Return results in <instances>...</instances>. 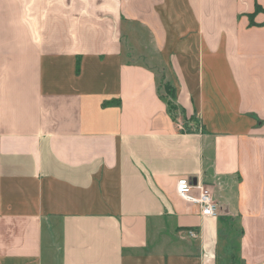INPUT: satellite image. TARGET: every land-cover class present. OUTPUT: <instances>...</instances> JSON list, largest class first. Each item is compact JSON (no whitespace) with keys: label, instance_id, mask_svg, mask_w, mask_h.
Returning a JSON list of instances; mask_svg holds the SVG:
<instances>
[{"label":"crops","instance_id":"crops-1","mask_svg":"<svg viewBox=\"0 0 264 264\" xmlns=\"http://www.w3.org/2000/svg\"><path fill=\"white\" fill-rule=\"evenodd\" d=\"M0 264H264V0H0Z\"/></svg>","mask_w":264,"mask_h":264},{"label":"built area","instance_id":"built-area-1","mask_svg":"<svg viewBox=\"0 0 264 264\" xmlns=\"http://www.w3.org/2000/svg\"><path fill=\"white\" fill-rule=\"evenodd\" d=\"M176 194L186 203L196 206L204 217L216 215L217 204L209 190L199 182H193L191 178H179L175 185ZM192 238L197 236L194 230H188Z\"/></svg>","mask_w":264,"mask_h":264},{"label":"trees","instance_id":"trees-1","mask_svg":"<svg viewBox=\"0 0 264 264\" xmlns=\"http://www.w3.org/2000/svg\"><path fill=\"white\" fill-rule=\"evenodd\" d=\"M75 72L78 73L79 72V66H78V62L76 63V69ZM168 89L170 91V98L166 101L167 102V106H168V112L170 113L171 117L173 120L177 121V116L176 113H178L176 110L180 111L181 114H183V112L178 108V106L174 103V98H175V91L171 86H168Z\"/></svg>","mask_w":264,"mask_h":264},{"label":"rangeland","instance_id":"rangeland-1","mask_svg":"<svg viewBox=\"0 0 264 264\" xmlns=\"http://www.w3.org/2000/svg\"><path fill=\"white\" fill-rule=\"evenodd\" d=\"M168 86H171L172 87V85L169 84L168 81H166V78L165 77H162L161 78V81H160V91L162 92V94L164 95V97H165L166 100H168L170 98V91L168 89ZM176 111L178 112V113H176L177 120L180 121V122L184 121L185 120L184 116L180 113V111H178V110H176Z\"/></svg>","mask_w":264,"mask_h":264}]
</instances>
